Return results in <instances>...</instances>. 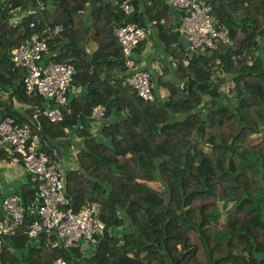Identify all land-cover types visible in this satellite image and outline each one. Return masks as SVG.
<instances>
[{
  "label": "trees",
  "instance_id": "trees-1",
  "mask_svg": "<svg viewBox=\"0 0 264 264\" xmlns=\"http://www.w3.org/2000/svg\"><path fill=\"white\" fill-rule=\"evenodd\" d=\"M41 1L45 9L38 0H0V122L12 118L57 145L59 159L72 163L71 204L99 203L107 229L95 244L65 249L57 236L30 237L38 216L27 210L3 237L0 264H264V0H205L232 40L205 53L187 50L184 12L177 16L169 0H133L131 13L121 0ZM128 23L150 30L134 58L151 75L152 101L125 83L134 70L116 30ZM35 33L49 46L44 64L75 69L63 119L41 112V130L34 114L58 104L28 93L27 68L11 61ZM10 161L2 144L0 163ZM27 177L14 187L26 207L37 191ZM4 179L0 168V216Z\"/></svg>",
  "mask_w": 264,
  "mask_h": 264
},
{
  "label": "built area",
  "instance_id": "built-area-1",
  "mask_svg": "<svg viewBox=\"0 0 264 264\" xmlns=\"http://www.w3.org/2000/svg\"><path fill=\"white\" fill-rule=\"evenodd\" d=\"M133 0L116 1L126 13L134 11ZM172 8L184 12V17L178 30L184 35L187 50L205 53L215 49L219 42L232 44L227 30H218L216 19L212 14V6L205 0H169ZM39 9H45L43 1L38 0ZM18 17H20L18 15ZM164 22V21H163ZM35 26L31 22L30 27ZM62 26H57L54 34H58ZM46 31L43 32V34ZM150 33L144 27L134 23L122 25L116 30V35L122 45L126 58V66L134 73L125 79L145 100H154L151 75L149 72L136 70L134 53L136 47ZM49 46L44 37L35 33L25 44L12 50L11 61L16 68L26 67L25 87L28 93L38 92L47 99L53 98L56 107H47L37 111L34 119L37 129L41 130V112L52 122L63 119L60 105L67 102V93L74 79L75 69L67 63L50 62L44 64V57ZM176 65L178 57H172ZM105 114V107L98 106L93 116L100 119ZM40 133H35L30 126H21L12 118L0 122V146L6 147L9 162L20 165L25 172L37 181L36 202L28 207L24 205L23 197L15 192L6 195L2 202L0 216V254L4 250L3 237L14 235L24 223L26 211L31 210L37 216L29 227L28 233L36 239L45 233L47 237L57 236L65 249H70L82 243L95 244L105 233L107 224L101 219V205L96 202H86L80 208L74 207L66 193L65 171L63 161L59 159L57 145L50 141L42 143ZM82 240L84 242H82ZM53 264H69L67 260L58 258Z\"/></svg>",
  "mask_w": 264,
  "mask_h": 264
},
{
  "label": "rangeland",
  "instance_id": "rangeland-1",
  "mask_svg": "<svg viewBox=\"0 0 264 264\" xmlns=\"http://www.w3.org/2000/svg\"><path fill=\"white\" fill-rule=\"evenodd\" d=\"M168 58L171 59V56H168ZM155 64L157 65V63H155ZM218 72H219L220 75L224 74V72L220 68H218ZM248 115H249L248 114V110L247 109L244 110L243 111V117L246 118ZM71 164H72L71 162L63 161V168L66 169ZM9 168L10 167L5 166L4 169H3L5 179H4V182H2V183H4V185H5V187H4L5 192H8L9 190L11 191L12 189H14L11 186H9V188H7V186H6L7 184L8 185H13L14 187H16L19 183L22 184L23 181L28 180L27 174L26 173H22V175L19 176L18 179L14 181L13 176L14 175H19L20 173H19L18 169H12V168L9 169ZM154 185H158V184L155 183ZM7 189H8V191H7ZM82 242H84V241L82 240Z\"/></svg>",
  "mask_w": 264,
  "mask_h": 264
},
{
  "label": "crops",
  "instance_id": "crops-1",
  "mask_svg": "<svg viewBox=\"0 0 264 264\" xmlns=\"http://www.w3.org/2000/svg\"><path fill=\"white\" fill-rule=\"evenodd\" d=\"M173 10H174V12L176 13V15L179 16L180 12H179L178 10L174 9V8H173ZM186 45H187V44H186ZM151 50H152V42L149 41V43H148V45L146 46V49H145V51H144V56L146 57V59H147V57L150 55ZM145 62H146V60L144 61L143 64H145ZM155 63H157V65H156ZM152 65H153V67H155V68H160V67H159V61H158V60H153ZM1 145H2V144H1ZM65 162H68V161H65ZM71 165H72V164H71ZM71 165H69V167H67V168H70ZM5 166L10 167L9 169H11V168H12V169H18V171H19L20 174H19V175H14V176H13L14 181L17 180L18 177L22 175V173H26V174H27V172H25L24 168H23L22 166H20V165H12V164H10L9 162H2V163H0V168L2 169L3 175H4V171H3V169H4ZM67 168H66V169H67ZM11 187L14 188V186H11ZM12 190H13V191H11V192H14V189H12ZM11 192H10V191L6 192V195H8V194L11 193Z\"/></svg>",
  "mask_w": 264,
  "mask_h": 264
},
{
  "label": "water",
  "instance_id": "water-1",
  "mask_svg": "<svg viewBox=\"0 0 264 264\" xmlns=\"http://www.w3.org/2000/svg\"><path fill=\"white\" fill-rule=\"evenodd\" d=\"M75 84V79H73L72 81H71V85H74ZM51 99H53V98H51Z\"/></svg>",
  "mask_w": 264,
  "mask_h": 264
}]
</instances>
